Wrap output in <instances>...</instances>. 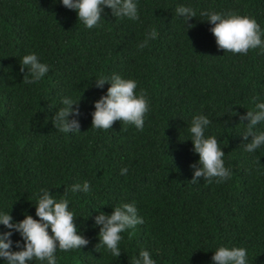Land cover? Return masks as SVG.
Listing matches in <instances>:
<instances>
[{"label":"trees","instance_id":"obj_1","mask_svg":"<svg viewBox=\"0 0 264 264\" xmlns=\"http://www.w3.org/2000/svg\"><path fill=\"white\" fill-rule=\"evenodd\" d=\"M181 3L197 11L191 28L175 14ZM137 6L138 20L114 17L105 7L99 27L86 28L59 0H0V211L17 221L24 214L36 218L40 188L60 196L88 180L89 193H67L88 243L58 249L57 264H131L141 247L156 264H211L218 244L243 246L248 264H264V149L244 150L239 118L254 95L264 98V52L218 49L199 16L206 8L232 11L264 29V0H137ZM150 26L157 38L138 50ZM28 52L49 65L32 84L24 83L19 65ZM113 72L144 90L149 109L142 129L122 121L91 128L92 102L108 87L96 88L94 76ZM65 94L79 99V132L63 133L51 123ZM198 112L209 116L207 131L231 169L222 183L190 181L198 154L187 124ZM132 201L144 223L121 233L122 252L113 257L96 246L93 217Z\"/></svg>","mask_w":264,"mask_h":264},{"label":"clouds","instance_id":"obj_2","mask_svg":"<svg viewBox=\"0 0 264 264\" xmlns=\"http://www.w3.org/2000/svg\"><path fill=\"white\" fill-rule=\"evenodd\" d=\"M65 8L73 10L77 18L86 28L99 27L104 8L110 9L117 18L138 20L137 0H59ZM175 14L183 21L184 27L191 28L190 18L197 16V11L186 4H177ZM199 16L206 20L209 31L215 38L218 49L233 54H246L250 49L264 52V29L256 20L248 15L232 11H216L211 8L200 9ZM186 29V28H185ZM157 30L150 26L144 33V38L137 44V49H143L150 40L157 38ZM20 71L24 72V83L32 84L41 80L49 70V65L43 62L37 53L28 52L20 57ZM26 70V71H25ZM106 90L93 103L91 111V128L109 129L114 121L134 125L142 129L145 114L149 104L143 89L137 90V81L113 72L109 75L94 76V86ZM252 106L240 115L244 125L241 137L246 152L252 153L264 149V98L254 95ZM79 99L70 94L60 97V106L55 109L50 119L52 125L63 133L79 132ZM246 121V123H244ZM211 121L203 112L191 116L187 124L191 151L198 154V159L189 164L192 183L198 178L207 182L222 183L231 177V169L224 164V152L217 136L208 133ZM120 174L127 173V166L119 169ZM89 193L91 185L88 180L74 182L65 188L64 194L55 196L49 188H40L35 199V217L24 214L20 220H14L9 211H0V262L2 264H57V250L67 252L80 249L87 245V238L77 230L70 209L68 192ZM94 225L98 226V243L113 257L120 255L121 233L143 224L144 219L138 214L135 201L120 202L112 207L110 213L97 210L93 217ZM13 233L20 239L13 240ZM131 264H156L150 251L144 247L132 257ZM211 264H248V252L243 246L218 244L212 252Z\"/></svg>","mask_w":264,"mask_h":264}]
</instances>
